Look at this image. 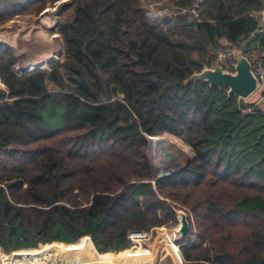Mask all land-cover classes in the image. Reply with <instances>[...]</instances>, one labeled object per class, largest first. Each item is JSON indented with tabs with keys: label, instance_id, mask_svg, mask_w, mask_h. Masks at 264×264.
I'll return each mask as SVG.
<instances>
[{
	"label": "trees",
	"instance_id": "obj_1",
	"mask_svg": "<svg viewBox=\"0 0 264 264\" xmlns=\"http://www.w3.org/2000/svg\"><path fill=\"white\" fill-rule=\"evenodd\" d=\"M54 1L0 0V23ZM171 1L156 19L141 0H68L61 57L23 72L0 42V245L40 254L89 233L114 251L183 208V264H264V107L196 77L232 71L233 49L264 65V0ZM163 133L192 156L158 175Z\"/></svg>",
	"mask_w": 264,
	"mask_h": 264
},
{
	"label": "rangeland",
	"instance_id": "obj_2",
	"mask_svg": "<svg viewBox=\"0 0 264 264\" xmlns=\"http://www.w3.org/2000/svg\"><path fill=\"white\" fill-rule=\"evenodd\" d=\"M67 2L68 0H55L52 3H48L47 6L39 12L34 10L28 13L23 12L14 16L12 19L0 23V42L8 43L15 49L18 60L14 68L18 72H23L26 66H32L35 62L61 57L62 40L56 24L58 21L66 19L71 11ZM141 2L150 17L156 19H161L164 16L172 15L177 12L171 0H141ZM254 95L250 96V98H253ZM149 140L147 152L153 164L154 172L158 175L181 167L184 165L185 161L192 156L189 145L171 134L163 133L151 136ZM178 209L184 210L183 208L175 209V221L168 222L161 226H155L154 230H152L151 243L149 242L142 245L143 248H149L148 252L127 249L117 253H114L115 251H107L104 253L99 252L98 254L101 258L108 261L113 257L143 256L149 254L156 243L162 242L167 244L169 238L172 239L175 245H178L174 241V238L177 236L179 224L177 215ZM158 213L160 212L158 211ZM188 220L190 221L189 218ZM83 235L82 237L91 238L89 233ZM82 237L74 244H61L62 242H57V244H51V246L53 250L60 252L83 249L87 244H82V242H80ZM42 245L44 244L38 242L36 248L22 249L25 251H13L5 245H0V264H39V253L35 249H41ZM133 245V243L129 242L128 248ZM178 254L180 256V252H178ZM161 264L167 263L162 261Z\"/></svg>",
	"mask_w": 264,
	"mask_h": 264
},
{
	"label": "water",
	"instance_id": "obj_3",
	"mask_svg": "<svg viewBox=\"0 0 264 264\" xmlns=\"http://www.w3.org/2000/svg\"><path fill=\"white\" fill-rule=\"evenodd\" d=\"M257 29L261 30L262 25L259 24ZM258 30L255 31L249 39H252L253 36L257 34ZM245 43L246 42H241V47H244ZM233 59L234 69L232 71L224 70L218 61H214L211 66H204L200 72L196 74V77L203 78L210 85L226 86L229 95L233 94L241 98H247L254 93L258 87V82L253 73L251 62L241 53L240 50L233 52ZM35 65L36 64L27 66L24 70L30 69ZM177 215L179 224L177 228V236L174 238V241L180 246L184 244L188 237L189 220L186 212L182 209L177 210ZM84 238L87 241L90 240V242H92L89 237ZM93 244L94 243L92 242L87 244L83 249L75 251L68 250L60 252L56 250H48L38 254L39 264H161L162 261L167 264H180L178 256L173 255L169 246L162 242L156 243L150 250L149 254L143 256L113 257L108 261L100 257L96 245Z\"/></svg>",
	"mask_w": 264,
	"mask_h": 264
},
{
	"label": "built area",
	"instance_id": "obj_4",
	"mask_svg": "<svg viewBox=\"0 0 264 264\" xmlns=\"http://www.w3.org/2000/svg\"><path fill=\"white\" fill-rule=\"evenodd\" d=\"M191 12H193V14L197 15L195 9L193 7H189L188 8ZM182 10L184 11L185 8H182ZM262 28L264 29V9L261 11V23ZM224 56L223 52L219 53V57ZM253 73L256 76L257 82H258V87L255 90L254 93H252L250 96L254 95L253 98L247 97V98H241L237 96V99L240 101H244L245 103H248L249 105L246 106V108H244L245 110H250L251 109V105L252 104H264V65L258 61L253 67H252ZM155 226H152V228H150L147 231H130L127 233L126 237L128 239L129 242L133 243L134 245L130 248H119L117 250L114 251H118V250H141V251H145L148 252L149 248H143V244L146 243H151L152 241V230H154ZM177 246V250H176V255L179 258L180 264H182L181 258L178 254L179 252V245Z\"/></svg>",
	"mask_w": 264,
	"mask_h": 264
},
{
	"label": "crops",
	"instance_id": "obj_5",
	"mask_svg": "<svg viewBox=\"0 0 264 264\" xmlns=\"http://www.w3.org/2000/svg\"><path fill=\"white\" fill-rule=\"evenodd\" d=\"M222 42H225V40H222ZM239 49H233L232 50V55H233V52H236V51H238ZM241 51V50H240ZM242 53V52H241ZM250 61V60H249ZM259 60H255V64L258 62ZM262 106H263V104H262ZM170 249H171V251H172V253H173V255H175L176 256V252L174 251L175 249L173 248V247H169Z\"/></svg>",
	"mask_w": 264,
	"mask_h": 264
},
{
	"label": "bare ground",
	"instance_id": "obj_6",
	"mask_svg": "<svg viewBox=\"0 0 264 264\" xmlns=\"http://www.w3.org/2000/svg\"><path fill=\"white\" fill-rule=\"evenodd\" d=\"M168 241V243H167V245L169 246V247H173L175 250V252H176V250H177V246L173 243V241H172V239H168L167 240ZM177 253V252H176Z\"/></svg>",
	"mask_w": 264,
	"mask_h": 264
}]
</instances>
